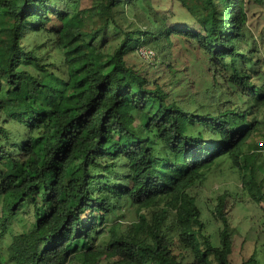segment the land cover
Wrapping results in <instances>:
<instances>
[{
  "label": "trees",
  "instance_id": "1",
  "mask_svg": "<svg viewBox=\"0 0 264 264\" xmlns=\"http://www.w3.org/2000/svg\"><path fill=\"white\" fill-rule=\"evenodd\" d=\"M84 1L0 0V264H234L228 194L201 205L194 189L227 157L264 197L263 74L258 50L241 48L248 0H174L194 24L148 11L146 28L121 21L139 0ZM181 48L203 70L196 81L180 75ZM155 49L162 62L139 61ZM198 93L207 103L186 107ZM125 205L139 213L126 227Z\"/></svg>",
  "mask_w": 264,
  "mask_h": 264
},
{
  "label": "rangeland",
  "instance_id": "2",
  "mask_svg": "<svg viewBox=\"0 0 264 264\" xmlns=\"http://www.w3.org/2000/svg\"><path fill=\"white\" fill-rule=\"evenodd\" d=\"M89 2L90 0H85L84 4H88ZM123 10L124 12L121 16V21L124 28L129 26L146 28L148 25V18L146 15L148 11H152V13H156L157 11L160 13L165 12L167 16H171V22L185 20L192 25L194 24V20L190 18L189 13L181 7L179 2L174 0H139L137 3L125 4ZM247 12L249 16L248 23L245 28L247 42L246 44H243L241 48L247 50L252 47L258 50L255 52L258 56L257 58L260 59L257 69L262 72L263 77H255L254 81L256 84L262 85L264 83V0H248ZM28 38V44L36 43V45L43 39L41 36H37L31 32L28 34ZM109 46L111 47L113 45L110 44ZM178 46L180 47V44ZM175 53L178 55L177 58L179 61L177 62V66H179V69L184 70L187 66L189 68L188 71L182 72L180 75L184 76V74H186L185 78L189 77L191 80L196 81L197 76L201 75L203 70L199 64L195 65V63H193L194 54H191V51L183 48H181V51L176 50ZM165 56V53H159L157 51L156 61H144L140 58L139 61L141 60L144 64L148 65L154 63L158 64L163 61ZM208 82H211V76L209 74H205V76H203L200 80V83L206 86ZM196 90H198L197 87L194 88V91ZM225 90L232 92L233 89L229 85H226L224 91ZM231 98L237 101V104H241L236 96H232ZM186 100L188 101L186 107L191 110L200 108V105L207 103L205 97H203V93H198L194 99ZM203 100H205L204 103ZM261 154L262 155L259 159H261L260 161H263V163H260L261 166H263V171L260 173L259 179L264 180V150L261 151ZM204 172V178L196 184L197 187L194 189V193L196 192V194L201 195L199 203L201 205L206 204L205 201L209 197L212 200L209 201V204L211 203L212 205L216 202L219 195L227 193V197L232 205L228 216L231 223L230 230L232 231V237L234 238L233 253L231 256L234 264H240L243 260L248 259L252 254H256V256L264 263V197L261 201L251 197L246 188L243 186L241 169L238 166L233 165L227 157L218 159ZM2 206V202H0V222L3 215ZM148 209L149 208H145L140 212L144 214L145 212H148L147 214L151 217V213ZM202 211L203 219L208 221V232L214 233L217 226H219V223L215 222L211 218L212 214L210 205L207 204L204 209L202 208ZM138 219L139 213L137 212L136 207L130 205L123 206L117 211L115 217V221L124 227L137 222ZM14 230H23L21 223L15 222ZM4 238L5 241L3 247L6 252L7 244L12 241V234L10 230L5 232ZM183 251H185L183 246L178 244L177 252ZM100 264L105 263L100 262Z\"/></svg>",
  "mask_w": 264,
  "mask_h": 264
},
{
  "label": "built area",
  "instance_id": "3",
  "mask_svg": "<svg viewBox=\"0 0 264 264\" xmlns=\"http://www.w3.org/2000/svg\"><path fill=\"white\" fill-rule=\"evenodd\" d=\"M141 54L147 58L153 57L154 56V52H152L151 50H147L145 48L141 49Z\"/></svg>",
  "mask_w": 264,
  "mask_h": 264
},
{
  "label": "clouds",
  "instance_id": "4",
  "mask_svg": "<svg viewBox=\"0 0 264 264\" xmlns=\"http://www.w3.org/2000/svg\"><path fill=\"white\" fill-rule=\"evenodd\" d=\"M263 147V146H262Z\"/></svg>",
  "mask_w": 264,
  "mask_h": 264
}]
</instances>
